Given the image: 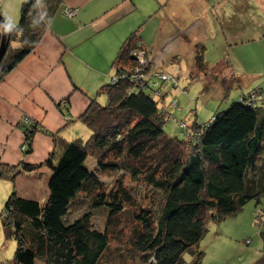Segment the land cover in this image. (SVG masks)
<instances>
[{"label":"trees","instance_id":"trees-1","mask_svg":"<svg viewBox=\"0 0 264 264\" xmlns=\"http://www.w3.org/2000/svg\"><path fill=\"white\" fill-rule=\"evenodd\" d=\"M63 2L41 0L34 9L35 0H22L18 26L24 32L22 36L9 34V40L23 46L8 48L0 64V82L36 50L57 11L62 9L68 19L75 17L77 11L73 17L65 15ZM142 27L143 23L124 40L112 61L114 74L109 83L100 86L79 118L89 130L86 139L61 140L60 149L54 148L41 165L23 163L18 170V166L0 163V180L11 183L18 174L41 167L50 170L45 202L12 191L3 204V232L15 242L12 264H100L111 239L116 238L113 227L119 230L117 237L123 235L126 220L120 216L127 212L125 207L135 208L123 180L108 193L102 174L122 172L161 195L159 204L152 201L148 209L135 208L138 213L133 219L138 223L125 230L130 264H202L205 253L199 244L208 223L219 224L248 203L264 198L262 91L248 93V102H226L222 97L220 111L207 123L193 122L186 128L181 122L180 128L175 122L184 139L168 136L163 130L166 117L153 95L160 82L144 79L146 85L137 74L132 75L140 65L131 58V51L146 48ZM199 48L195 58L200 71L205 47ZM153 85L159 87L152 90ZM100 96L105 104L97 100ZM31 134L24 135L26 154L31 151ZM88 160L94 162L93 168ZM85 200L106 212L103 230L94 226L91 212L73 216ZM186 253L192 259L189 263L184 260Z\"/></svg>","mask_w":264,"mask_h":264},{"label":"crops","instance_id":"crops-1","mask_svg":"<svg viewBox=\"0 0 264 264\" xmlns=\"http://www.w3.org/2000/svg\"><path fill=\"white\" fill-rule=\"evenodd\" d=\"M155 1L161 8L153 9L149 18L159 17L161 31L164 24L166 30L170 31L171 27L173 31L174 24L181 25L180 20L186 16L198 23L209 8L225 29L221 30L222 37L215 41L223 55L218 54L209 62L204 46L206 63L219 66L216 72L230 77L225 92L226 87L236 91H227L229 96H236L238 90H261L264 83V0ZM199 1H203V7ZM3 2L0 0V11L4 17H9ZM18 2L20 0H14L10 6L15 9L20 6ZM63 7L76 10L77 14L68 19L61 14L62 9L57 11L36 50L0 83V163L4 165H41L54 148L60 149L58 144L86 139L89 130L79 118L89 99L108 82L107 66L112 65L128 35L142 23L141 34L145 41L144 27L151 21L148 22V0H64ZM17 14L19 17V10ZM136 15L139 16L135 20ZM206 38L204 33L200 41L203 43ZM239 66L242 67L240 71ZM222 96L220 91L216 100H221ZM101 97H97L99 102ZM62 102H66V107ZM24 116L44 131L33 136L32 149L27 154L20 151L25 142L21 129ZM49 176L50 170L41 167L31 173H22L12 187L18 196L42 203L48 197ZM7 185L3 199L13 190L10 183Z\"/></svg>","mask_w":264,"mask_h":264},{"label":"rangeland","instance_id":"rangeland-1","mask_svg":"<svg viewBox=\"0 0 264 264\" xmlns=\"http://www.w3.org/2000/svg\"><path fill=\"white\" fill-rule=\"evenodd\" d=\"M13 1L14 0H4L3 8L9 14L10 18L18 22L19 17L17 13L20 6H15L14 9L10 6ZM19 4L21 5V0ZM210 4L211 3H209V5ZM199 5L203 7V1H199ZM3 8L1 10H3ZM155 8L160 9L161 6L159 3H156L155 0H148V22L151 20L149 17ZM66 9L72 10L67 7ZM0 15L4 20L9 18L4 17L5 15H3L1 11ZM138 16H135V20ZM159 21V17L157 19L154 17L148 23V26L144 27L145 41H143V44H146V48L144 50L131 51V58L140 65L137 69H132L134 70L132 75L137 74V76L143 80V84L146 85L148 82L144 79L157 78V81L160 82V87L153 85L151 89L155 90L159 87L153 95L159 109H161L164 113V117H166L163 130L168 136H176L180 139H184V136L177 128L175 122H179L177 123L179 127V124L182 122L181 125L184 124L186 128H189L193 122L197 124L207 123L214 113L218 112V110L220 111V103L216 100L220 91L226 102H240L242 99H246L248 102V98L250 97H247V94L251 92V89L247 91L238 90L237 92L240 94L237 93L235 94L236 96L231 94V96H229V94L225 92L224 87L228 86L231 80L230 77L225 74L221 75L217 73L216 71H219V66L208 65L204 59L205 52L202 53L204 65L200 71L199 68H197L195 50H200L199 47L201 44L207 47L206 56L209 62H212V59L218 56V54L220 57L223 55L222 51L216 46L217 42L215 41L222 37L221 30L225 28L221 25L219 20L213 16L209 8L206 9V14L198 23H195L196 20L191 16H186V19L182 18L180 22L184 24L183 26L185 28H182V24H174L173 31L170 26L169 31L168 29L166 30V24H164V29L161 31ZM195 27H197V29H194ZM204 33L207 35V38L202 43L200 40ZM10 44L11 42L8 48L16 47L14 43ZM147 49H150V53H148ZM254 58L256 59L257 57L255 56ZM250 59L253 60V56H250ZM241 69L242 67L239 66V71ZM113 74L114 69H111L110 63L106 69L108 83ZM158 77L160 78L158 79ZM260 87L264 96V83L263 86L261 85ZM159 91L160 93H158ZM235 91L234 89L230 92L233 93ZM148 93L150 92L148 91ZM254 95L255 94H253V96ZM237 98L238 100H236ZM103 99L104 97H101L99 100L105 104ZM172 100L176 101L177 107L174 102L173 108L170 107L169 104ZM61 104L64 107L67 105L66 102H62ZM68 119L69 117H67V120ZM21 129L23 134L27 136H29L30 131L33 132V135L31 134L32 138L35 134L44 132L40 125H34V122L26 116L22 117ZM22 145L24 147L27 146L26 142ZM24 147H20L22 153H26ZM31 149L32 144L30 150ZM21 165L22 164L17 167L18 170ZM88 165L90 168H93L94 162L88 160ZM20 176L21 174L16 175L13 183L8 180L0 181V215L6 198L12 191L16 192L13 187ZM100 179L105 184L104 189L108 193L116 189L117 181L122 179L124 186L129 190L130 196L133 198V206L136 209L141 207H147L148 209V204L152 201L154 205L159 204V200L161 199L160 194L150 191L148 186L141 180H131L122 172L102 174L100 175ZM6 183H10L13 190L3 199L5 187L8 186ZM91 206L92 205L85 200L82 206L78 208V211L73 213V216L77 217L81 213L91 212L94 226L99 230H103L107 219L106 212ZM135 208L130 210L125 207V211L127 212L120 216L121 219L125 218L126 220L123 221V235L117 237L116 232L119 230L117 231L116 228L113 227L114 229H112L111 232L114 233L116 238L111 239L109 250L100 264H130L132 253L129 251V245L126 242L128 237H126L125 230L138 223V221L133 219L135 217L133 214L138 213ZM199 250L205 253L202 264H264V198H262L259 203L255 201L248 203L239 213L225 218V220L219 224L209 222L207 225V233L199 244ZM14 252L15 242L5 237L0 216V264H12ZM184 260L189 263L192 259L190 255L186 253L184 255Z\"/></svg>","mask_w":264,"mask_h":264},{"label":"clouds","instance_id":"clouds-1","mask_svg":"<svg viewBox=\"0 0 264 264\" xmlns=\"http://www.w3.org/2000/svg\"><path fill=\"white\" fill-rule=\"evenodd\" d=\"M24 2H27V0H24ZM41 3V0H35V4L33 5V8L35 9L37 5ZM35 26V24L33 23ZM0 31H2L5 34H12L16 33L19 36L23 35L24 29L23 27L18 26V22L14 21L12 18H6L3 24H0ZM24 43H27L25 40ZM17 47L23 46L20 42H16Z\"/></svg>","mask_w":264,"mask_h":264},{"label":"water","instance_id":"water-1","mask_svg":"<svg viewBox=\"0 0 264 264\" xmlns=\"http://www.w3.org/2000/svg\"><path fill=\"white\" fill-rule=\"evenodd\" d=\"M4 21L2 19V16L0 15V24H3ZM10 43V40H9V34H5L1 31V41H0V64L2 62V59L3 57L5 56L6 54V51H7V48H8V45Z\"/></svg>","mask_w":264,"mask_h":264},{"label":"built area","instance_id":"built-area-1","mask_svg":"<svg viewBox=\"0 0 264 264\" xmlns=\"http://www.w3.org/2000/svg\"><path fill=\"white\" fill-rule=\"evenodd\" d=\"M75 10H67V9H65V15L67 16V17H73L74 15H75ZM160 77H158V79H159ZM24 123V122H23ZM25 124H26V122H25ZM24 124V125H25ZM27 129H28V127H27ZM22 147H24V146H22ZM25 148V147H24Z\"/></svg>","mask_w":264,"mask_h":264}]
</instances>
